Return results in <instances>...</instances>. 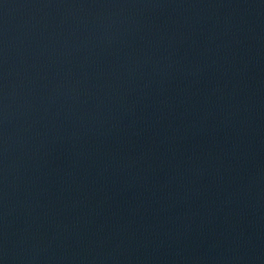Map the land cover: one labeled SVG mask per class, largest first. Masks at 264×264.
Returning a JSON list of instances; mask_svg holds the SVG:
<instances>
[{
  "label": "water",
  "instance_id": "obj_1",
  "mask_svg": "<svg viewBox=\"0 0 264 264\" xmlns=\"http://www.w3.org/2000/svg\"><path fill=\"white\" fill-rule=\"evenodd\" d=\"M0 264H264V0H0Z\"/></svg>",
  "mask_w": 264,
  "mask_h": 264
}]
</instances>
